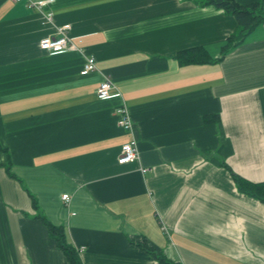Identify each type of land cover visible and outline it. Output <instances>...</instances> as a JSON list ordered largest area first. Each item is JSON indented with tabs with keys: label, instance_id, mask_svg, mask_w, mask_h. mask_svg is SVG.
Masks as SVG:
<instances>
[{
	"label": "crops",
	"instance_id": "obj_1",
	"mask_svg": "<svg viewBox=\"0 0 264 264\" xmlns=\"http://www.w3.org/2000/svg\"><path fill=\"white\" fill-rule=\"evenodd\" d=\"M45 11L51 24L0 0V264L65 263L38 215L62 227L79 264H158L143 240L177 264H264V205L231 176L264 182V24L223 52L236 19L194 0ZM63 25L76 49L41 51ZM195 48L210 60H177ZM88 57L96 70L82 76ZM104 79L119 95L97 99ZM131 139L137 159L119 165Z\"/></svg>",
	"mask_w": 264,
	"mask_h": 264
},
{
	"label": "trees",
	"instance_id": "obj_2",
	"mask_svg": "<svg viewBox=\"0 0 264 264\" xmlns=\"http://www.w3.org/2000/svg\"><path fill=\"white\" fill-rule=\"evenodd\" d=\"M200 6H213L217 9L223 10L226 14L231 15L236 19L238 30L236 33L230 35L228 43L222 50L227 52L228 49L240 44L256 27L264 24V0H259L249 5H239L234 0H194ZM177 60L181 64H200L206 63L210 60L208 54L202 48L188 49L180 51L176 55ZM6 172L11 178H15L10 173L9 165L6 164ZM232 180L236 189L240 194H244L253 198L264 205V182L252 183L243 178L231 174ZM32 205L36 208V201L30 195ZM46 226L50 238L55 242L65 258L64 264H79L78 252L71 246L65 237L62 227H57L47 222L44 217L38 215L37 217ZM136 246L146 254L150 255L158 264H177L167 260L161 253L156 251L153 247L148 246L145 240L136 244Z\"/></svg>",
	"mask_w": 264,
	"mask_h": 264
},
{
	"label": "built area",
	"instance_id": "obj_3",
	"mask_svg": "<svg viewBox=\"0 0 264 264\" xmlns=\"http://www.w3.org/2000/svg\"><path fill=\"white\" fill-rule=\"evenodd\" d=\"M12 1H21V0H12ZM29 7L36 9L43 15L45 23H52L53 14L50 11H45V8L53 2V0H25ZM70 29L69 25H63L60 27H56L55 34L53 36H48L44 38L39 43V48L41 51L46 52L48 54H59L68 50H74L75 45L71 42L68 37V30ZM96 70L95 60L92 57H88L85 59V63L83 69L80 72V75L86 76ZM119 95L116 87L109 79H104L97 91L96 97L99 100L109 99L111 97ZM118 125L122 127L126 132H130L131 130V121L127 116L124 109H118ZM138 153L136 148L135 140L131 139L129 142L125 143L121 148V153L117 159V163L119 165H125L129 163H133L137 159ZM62 200L65 203H68L69 196L62 195Z\"/></svg>",
	"mask_w": 264,
	"mask_h": 264
},
{
	"label": "rangeland",
	"instance_id": "obj_4",
	"mask_svg": "<svg viewBox=\"0 0 264 264\" xmlns=\"http://www.w3.org/2000/svg\"><path fill=\"white\" fill-rule=\"evenodd\" d=\"M148 255V254H147ZM148 257H150L152 259V257L150 255H148Z\"/></svg>",
	"mask_w": 264,
	"mask_h": 264
}]
</instances>
